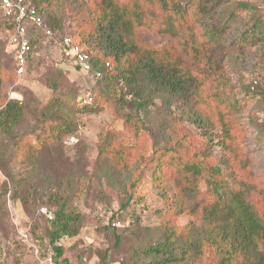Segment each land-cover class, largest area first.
<instances>
[{
    "label": "trees",
    "instance_id": "obj_1",
    "mask_svg": "<svg viewBox=\"0 0 264 264\" xmlns=\"http://www.w3.org/2000/svg\"><path fill=\"white\" fill-rule=\"evenodd\" d=\"M28 4L37 9L44 23L57 34L46 39L41 34L36 37L32 33L34 49L25 75L39 43H54L70 36L83 44L91 55L93 69L89 76L99 88L84 98L69 97L63 103L51 101L44 107V112L39 113V123L29 130L24 127L26 107L3 97L0 100V132L12 140L8 162L29 161L34 169L41 160V152H50L51 145L74 133L75 119L67 113L72 108L79 114H99L110 108L124 121L125 127H133V121L137 124L139 121L119 111L131 102L137 112L149 108L157 98L169 106L182 102L187 120L202 134L210 136L214 126L220 129L217 145L226 155L225 169L214 162L212 151L208 152L210 147L201 141L197 149H191L189 143L182 148L156 149L149 158L138 159L140 163L146 162L143 166H136L130 160L137 149L128 150L118 133L108 135L106 145L101 149L102 156L114 155L123 163L126 159L122 168L126 171L125 185L122 182L119 185V179L109 174L112 185H119L124 190L128 188L127 203L122 205L123 208L134 201V190L145 178L149 165L153 186L163 194L175 189L173 208L193 217L187 226H178L171 218L163 221L158 241L143 254L150 257L149 264H204L206 261L213 264H264V180L255 181L250 173L252 169L245 159L248 156V147L244 146L246 129L238 124V114L252 104L264 105V88L254 80L245 87L244 97L232 100L227 93H233L235 88L223 74L222 66L226 58L232 62L231 57L244 54L253 45L264 47V16L251 18L252 29L233 45L236 54L230 53L231 57L219 61L217 51L224 44L221 41L236 24L239 14L244 10L251 11L249 5L239 3L232 10L230 6L224 7V26L215 29L209 23L216 8L222 4L220 0H90L91 18L83 27L66 34L63 18L66 14L62 12L63 8L55 9L54 0H28ZM3 19L12 66L11 70L0 66V86L6 79L14 84L17 77L16 61L9 51L13 26L8 19ZM146 31L172 43L165 47H151L143 41ZM80 38L85 39L81 41ZM89 42L102 53L97 54L87 47ZM61 56L73 66L62 52ZM100 72L102 76L99 78L97 74ZM128 96L133 97L130 102ZM49 112L53 114L47 118ZM182 138L185 139L186 134ZM239 151L243 152V157ZM239 159H243L242 163ZM4 162L0 157V167L4 168ZM133 166L138 169H132ZM236 168L241 170L240 174ZM131 169L134 176L127 173ZM7 175L13 180L12 174ZM82 190L77 198L82 197ZM169 199L165 197L166 201ZM54 206L55 211L44 214L49 225V244L42 257L51 250L63 264H70L63 258L61 241L80 234L84 217L76 206L70 204V199L63 196L56 198ZM115 219L106 229L120 241L121 235L116 233L118 227L112 225L117 221Z\"/></svg>",
    "mask_w": 264,
    "mask_h": 264
},
{
    "label": "rangeland",
    "instance_id": "obj_2",
    "mask_svg": "<svg viewBox=\"0 0 264 264\" xmlns=\"http://www.w3.org/2000/svg\"><path fill=\"white\" fill-rule=\"evenodd\" d=\"M220 1L222 4L216 8L209 23L215 29L224 26V7L230 6L232 10L239 3H244L249 5L251 11L240 13L236 24L226 32L225 39L221 41L224 44L217 51L219 61L231 57L230 53L236 54L233 45L252 29L251 18L264 16V0ZM54 5L55 9L63 8L62 12L66 14L63 17L66 34L83 27L91 18L90 0H54ZM3 17L0 9V66L10 69L12 62L7 53V29ZM144 36L143 41L151 47H165L172 43L148 31ZM80 39L83 41L85 38ZM58 42L44 41L38 44L34 60L20 85L14 86L12 80L6 79L0 86V100L7 97L26 107L24 127L28 130L39 123V113L44 112V107L51 101L63 103L69 97L84 98L99 88L90 76L79 72L62 58ZM86 46L97 54L102 53L92 42ZM231 59L232 62H229L226 58L222 66L223 74L235 88L233 93H227L232 100L244 97L247 92L245 87L254 80L264 88V47L253 45L244 54H237ZM208 86L211 85L208 83ZM132 98L128 96L127 100L130 102ZM181 105L182 102H177L169 106L157 98L149 108L137 112V107L131 102L119 111L139 121V124L133 121V127H125L124 121L117 118L110 108L99 114H79L72 108L67 113L75 119L74 133L51 145L48 148L50 152H41V160L34 169L29 161L8 162L12 140L0 132V157L6 161L4 168L0 167V264H40L39 259L44 258L43 252L49 244V225L44 213L55 211L56 198L62 196L70 199V204L76 206L84 217L80 234L61 241L63 258L70 264H149L150 257L143 253L158 241L162 222L171 218L178 226H187L192 223L193 217L173 208L175 189L163 194L153 186L149 165L145 178L134 190V201L123 208L122 205L127 203L128 188L124 190L119 185L120 182L126 184V171L122 169L126 159L123 163L114 155L102 156L101 149H104L108 135L118 133V138L124 141L128 150L137 149L129 157L130 160L136 166H143L146 162L140 163L138 159L149 158L156 149L182 148L188 143L191 149H197L201 141L210 147L208 152L212 151L214 162L225 169L223 162L226 155L217 145L220 139L218 126L209 132L210 136L202 134L197 126L187 120ZM52 114H46L47 118ZM238 117V124L246 129L244 146L248 147V156L245 159L252 169L250 173L255 181L264 180V105L252 104ZM183 134H186L185 139L182 138ZM239 152L243 157V152ZM234 153L237 155L238 150ZM239 160L242 163L243 159ZM51 161L55 164H50ZM132 169L138 168L133 166ZM131 170L127 173L134 176ZM236 171L241 172L237 168ZM7 174H12L13 180ZM109 174L119 179V185L109 182ZM81 189H84L82 197L77 198ZM166 196L170 197L167 201ZM118 212L121 213L117 216ZM114 218L119 223L116 233L121 235L120 241L106 229ZM204 264L213 263L206 261Z\"/></svg>",
    "mask_w": 264,
    "mask_h": 264
},
{
    "label": "built area",
    "instance_id": "obj_3",
    "mask_svg": "<svg viewBox=\"0 0 264 264\" xmlns=\"http://www.w3.org/2000/svg\"><path fill=\"white\" fill-rule=\"evenodd\" d=\"M0 9L4 18L8 19L13 26V32L9 38V51L16 61L17 77L14 86H18L26 73L29 56L34 49L31 42L32 33L36 37L41 34L42 37L51 39L54 31L44 23L37 9L29 6L28 0H0ZM58 48L81 73L90 75L93 69L92 57L83 44L75 42L70 36H65L58 42ZM97 76L100 78L101 72ZM89 102H91L90 99ZM44 214L47 212L45 211ZM49 219H52L51 215H49ZM112 225L118 227L119 223L113 222ZM48 252L44 258L39 259L38 257L40 264H63L51 250ZM38 253L37 256H39Z\"/></svg>",
    "mask_w": 264,
    "mask_h": 264
}]
</instances>
